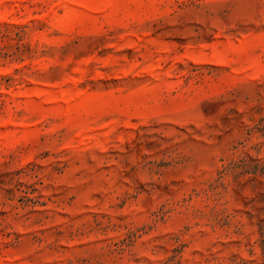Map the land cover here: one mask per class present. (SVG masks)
<instances>
[{
    "label": "rangeland",
    "instance_id": "374dc122",
    "mask_svg": "<svg viewBox=\"0 0 264 264\" xmlns=\"http://www.w3.org/2000/svg\"><path fill=\"white\" fill-rule=\"evenodd\" d=\"M0 264H264V0H0Z\"/></svg>",
    "mask_w": 264,
    "mask_h": 264
}]
</instances>
